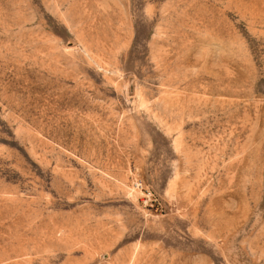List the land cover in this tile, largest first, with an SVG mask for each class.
<instances>
[{
	"label": "rangeland",
	"instance_id": "obj_1",
	"mask_svg": "<svg viewBox=\"0 0 264 264\" xmlns=\"http://www.w3.org/2000/svg\"><path fill=\"white\" fill-rule=\"evenodd\" d=\"M0 264H264V0H0Z\"/></svg>",
	"mask_w": 264,
	"mask_h": 264
}]
</instances>
